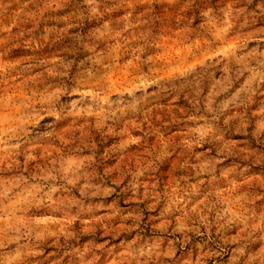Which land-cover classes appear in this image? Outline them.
I'll list each match as a JSON object with an SVG mask.
<instances>
[{
    "label": "rangeland",
    "instance_id": "1",
    "mask_svg": "<svg viewBox=\"0 0 264 264\" xmlns=\"http://www.w3.org/2000/svg\"><path fill=\"white\" fill-rule=\"evenodd\" d=\"M113 4L0 0V264H264V0Z\"/></svg>",
    "mask_w": 264,
    "mask_h": 264
},
{
    "label": "trees",
    "instance_id": "2",
    "mask_svg": "<svg viewBox=\"0 0 264 264\" xmlns=\"http://www.w3.org/2000/svg\"><path fill=\"white\" fill-rule=\"evenodd\" d=\"M71 2L73 0H70ZM82 1V0H80ZM101 2V6H103L105 9L109 8L113 3H115V1L117 0H98ZM114 5V4H113ZM104 9V10H105ZM119 12L117 11H108L106 14V16H109L111 18H114V17H117ZM97 24V20L96 18L92 17L90 18V16H86L84 17L83 19L81 20H75L73 21V25L69 28H67L66 32H64V35L65 37L67 38V44L66 47H67V50L68 53H67V62L65 63V66L64 67H67L66 69H64V67L61 68V70H63L66 75L63 77V79H65L64 81L67 83L69 82V77L72 76L73 74V70H75L77 68V64L79 62H88L87 59H88V56L92 53L90 51V48L91 46H93L94 44V47H98L100 48L101 47V41L97 40L94 35H93V27ZM15 27H12L9 31H6L4 32L5 34L6 33H9L10 34V41H14L15 39H18L17 36L15 34ZM72 36H76L78 39H76L75 41V45L74 46H71L69 45V42H70V39ZM75 37V38H76ZM81 37V38H80ZM81 39V41H80ZM87 42L88 45L86 43H83V42ZM9 44V42H8ZM11 44V42H10ZM19 48H12L10 51H9V59H14L15 58V54L16 52L18 51ZM68 73V74H67ZM158 90L156 89V86H154L153 88H149L148 90ZM181 96V95H180ZM182 98H184L183 96H181ZM180 97V98H181ZM181 102L184 101L183 99H179ZM185 103H187V101H185ZM187 105H190L191 107V103L188 102ZM189 108V106H188ZM166 115V116H165ZM163 115V121L164 122H168L169 121V125L170 126H173L174 123H172V119L170 120L168 118V115L165 114ZM164 127V125H163ZM213 145L212 144H209V143H204L203 144V148L202 149H206L207 147L211 148V150H213Z\"/></svg>",
    "mask_w": 264,
    "mask_h": 264
},
{
    "label": "clouds",
    "instance_id": "3",
    "mask_svg": "<svg viewBox=\"0 0 264 264\" xmlns=\"http://www.w3.org/2000/svg\"><path fill=\"white\" fill-rule=\"evenodd\" d=\"M4 247V245L3 244H0V248H3Z\"/></svg>",
    "mask_w": 264,
    "mask_h": 264
}]
</instances>
